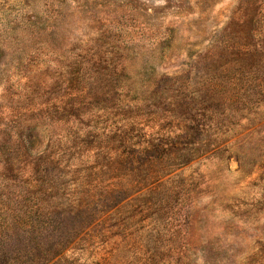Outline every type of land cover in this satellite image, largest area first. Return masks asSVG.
Here are the masks:
<instances>
[{
	"label": "rangeland",
	"instance_id": "1",
	"mask_svg": "<svg viewBox=\"0 0 264 264\" xmlns=\"http://www.w3.org/2000/svg\"><path fill=\"white\" fill-rule=\"evenodd\" d=\"M0 264H264V0H0Z\"/></svg>",
	"mask_w": 264,
	"mask_h": 264
}]
</instances>
